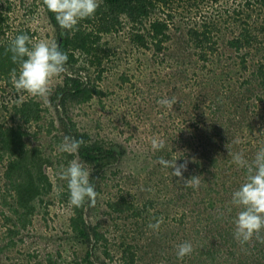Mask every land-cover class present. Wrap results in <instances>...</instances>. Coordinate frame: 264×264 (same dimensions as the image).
Segmentation results:
<instances>
[{
    "label": "rangeland",
    "instance_id": "obj_1",
    "mask_svg": "<svg viewBox=\"0 0 264 264\" xmlns=\"http://www.w3.org/2000/svg\"><path fill=\"white\" fill-rule=\"evenodd\" d=\"M6 1L0 2L7 6ZM9 3L13 10L8 17V26L15 29L21 26L29 28L34 33L33 42L44 39L57 44V31L48 19V10L43 5V0H9ZM242 3H245L244 0H191L161 7L157 12L159 17L165 19L169 15L172 16L169 22L172 40L167 42L164 45L165 49L159 53L153 48L149 50L133 46L130 41L131 32L127 25L121 32L104 36L103 42L109 44L111 52L101 67L104 70L102 78L97 80V72L92 67L81 65L86 68L81 73L82 79L90 85H96L105 93L102 98H94L89 103L69 102L67 109L60 108L59 112L51 107L50 98L54 92L63 87L65 73L51 80V92L47 100L32 97L27 93L15 94V91L7 90L6 93L0 91L1 122H11L4 106L11 108L16 97L21 95L23 98H33L41 102L42 107L48 109L45 113V122L41 123V126L45 123L44 133L39 134V141L36 139L33 141L36 144L42 143V146H45L57 158V161L66 158L59 147L64 137L59 142L60 135L57 131L46 134L50 121H55L57 128L60 127L57 116L64 118L67 123H75L81 132L90 133L94 141L103 140L117 151L124 152L119 160L118 170L115 167V169H109L107 174L105 173L110 176L113 172L120 171L115 179L120 181V186L117 185V181H110L108 178L102 181V175L96 179L101 193L97 196L91 215H87L86 219L98 224L100 232L104 233L108 240L106 247L101 245L97 249L96 257L106 259L109 264H120L119 257L115 254L124 241L133 246L146 243L140 239L139 227L134 220L109 214L108 202L121 194L133 196L141 186L145 192V184L149 180L146 178L148 172L150 174L163 169L158 163L161 154L159 156L158 151L151 147L150 140L154 137L163 139L167 152L173 155L176 153L178 157L182 153L202 154V149H206L207 153L214 152V149L221 148L218 143L222 140L226 151L218 154L221 160L218 169L222 174L221 179L227 182L228 192L221 191V195H217L218 197L210 202V206L207 205V211L201 215V208L194 205V202L198 201L196 199L185 206L182 202L178 211H171L168 207L156 209L163 213L164 222L159 231L152 230L151 233L153 232L152 234L156 236L160 234L157 238L160 242V253L154 261L148 256L144 264H174V262L187 264L185 257L189 256H185L183 260L177 257V245L190 242L193 246L195 231H201V236L208 233L210 236H216L219 230L211 223L221 213L226 215V219L236 216L238 209L233 208L230 203L232 195L230 191L237 190L244 182L246 169L239 168L231 162L232 158H229L227 154L229 150L226 145L235 152H237L235 147L238 145L239 152L242 151L245 159L249 161L254 158L260 148L264 147V142H259L260 139H264V96L260 100L256 97L259 94L252 92V89L256 90V85L250 81L261 56H248L246 58L248 68L245 71L239 63L241 54L229 50L224 45L242 28L239 22L234 21L237 20L234 10H237ZM255 8L258 11L252 13V19L248 20V24L258 29L264 27V6L259 4ZM28 10L33 13L29 15ZM204 24H212L217 28L212 36L220 43L216 51L203 60L199 55L200 51L194 48V44H190L186 34L191 28L200 30ZM261 40L260 46L264 51V35ZM219 68H225L230 72L226 76L230 78L228 83L235 89V94L239 92L246 97V107L249 111L245 115L244 124L247 126V122L252 121L253 134L246 133L244 136L238 134V138L234 136L230 138L232 134L236 135L238 132L237 118L239 116L235 117L234 111L229 112L228 108L222 115L215 116L203 103L205 96H209L212 91L210 88L212 70ZM122 78H128L129 81L123 83ZM220 89L219 95L226 96L224 94L227 87L223 86ZM173 96L176 97L177 103L172 107L158 103L164 98ZM199 97L202 98L200 105ZM193 119L201 123L205 122L206 126L204 123L200 126L202 131H213L215 135L223 133L212 136L211 139L196 140L200 146V150L196 151L191 143L184 144L178 139L184 137L183 130L191 129L189 126ZM214 123L217 128L219 126L221 128H211L215 126ZM38 130L39 126L31 129L32 132ZM171 138L177 139L176 149L172 147L168 149L169 144H173ZM237 139L240 141L238 144L234 143ZM66 154L70 153L66 152ZM162 157L165 158V153ZM177 159L178 163L180 159ZM75 160L79 161L78 158ZM131 174L133 177L140 178L138 182L134 179L130 180ZM112 177L115 178L116 175L113 174ZM3 178L4 168L0 166V264H48V257H52V264H82L85 249L74 242V236L71 235L70 229L68 230L72 210L68 203L58 198L61 194L57 188L58 176L52 175L54 188L50 195L45 197L47 202L54 203L47 207V213L45 212L46 204H37L35 214L28 219L25 227L14 209L1 204L3 197L7 196L10 204H13V199L9 197L12 196L10 188ZM228 196H230L229 201H220ZM227 208L230 210L228 211ZM233 210L235 211L232 212ZM151 212L155 213V211ZM210 213L214 214V217L208 223L209 226L206 221H199L202 215L205 217L204 215L208 216ZM182 216H185V220L181 224L176 220L181 219ZM149 223L147 221V227ZM10 230L13 232L11 235ZM151 233L149 231L147 235L150 237ZM147 235L146 241L150 242ZM106 249L113 255L111 259L106 256Z\"/></svg>",
    "mask_w": 264,
    "mask_h": 264
},
{
    "label": "trees",
    "instance_id": "obj_2",
    "mask_svg": "<svg viewBox=\"0 0 264 264\" xmlns=\"http://www.w3.org/2000/svg\"><path fill=\"white\" fill-rule=\"evenodd\" d=\"M183 1L190 2L191 0H99V7L94 16L81 20L71 33L61 30L56 22L55 14L48 11V19L57 31V45L68 55V61L65 65L67 71L65 72L64 85L52 94L50 98L51 107L59 112L60 108L66 110L69 102L89 103L94 98H102L105 95L96 85H90L82 79L81 73L86 69L85 66H82L92 67L97 72V80H100L104 72L101 67L111 52L109 44L103 42V37L121 32L126 25L130 29V41L133 46L149 50L153 48L155 52H162L165 49L164 45L172 40L169 33V22L172 16L169 15L162 19L157 15V12L161 7ZM244 2L241 5L239 4L237 10H234L235 17H237V20L234 21L239 22L242 28H240L237 35L224 45L229 50L241 54L239 63L242 70L245 71L248 68L246 61L248 56H261L257 62L258 66L254 68L252 80H250L251 83L256 85V90L252 89V92L254 94L258 93L259 95L256 97L260 100L264 96V51L260 46L262 43L261 37L264 35V27L256 29L255 26L248 24V20L252 19L253 12L258 11L255 6H259V4L264 6V0H244ZM6 3H8L7 6L0 2V91L2 93H6L7 90L9 92L15 91L11 84L10 73L13 68H18V65L12 62L11 53L8 51L11 41L21 34H27L32 39L34 37V33L25 26L15 29V27L7 25L9 14L13 8L9 0ZM28 11L30 12L29 15L33 13L31 10ZM216 30L217 28L212 24H204L200 30L191 28L186 34L190 44H194V48L200 51L199 55L203 60L214 53L217 46H219L220 42L214 40L212 36ZM229 73L225 68L212 70L213 75L210 73V88L212 91L209 96H205L203 103L208 106L210 113L215 116L222 115L227 111V108L229 112L233 110L235 117L239 116L237 118L239 128L237 134H232L230 138H233V136L238 138V134L242 136L246 133L253 134V125H251L252 121L251 123L248 121L247 126L244 124L245 115L249 111L246 107V97H243L239 92L235 94V89L231 88L228 83L230 78L228 79L226 74ZM122 81L125 83L129 79L122 78ZM223 86L227 87L224 94L226 96L224 97L219 95L220 88ZM14 93L18 94L16 91ZM201 99L199 97V105ZM4 108L8 112L11 122L0 121V166L4 168L3 179L10 188L12 196L9 197L13 199V204L11 205L8 201V196L3 197L1 204L4 207L14 209V212L19 214V220L24 223V227L28 223V219L35 214L37 204H46L45 212L47 213V207L54 203L45 200V197L49 196L54 188L52 175L58 176L59 171L66 168L70 161L78 158V162L82 163L89 171L90 183L95 186L98 195L101 193L96 183L99 175L103 176L102 181L107 180V178L110 181L117 179L120 171L113 172L116 175L115 178L112 177L113 174L107 176L105 173L109 169H115L120 165L119 160L123 157L124 152L117 151L103 140L94 141L90 133L81 132L75 123H67L64 118L57 116L60 127L57 128L55 121H50L47 125L48 132L46 134H51L54 130L57 131L60 135L59 142L65 136L76 139L82 138L85 141L74 154L63 152L66 156L65 160L60 159L57 161V158L45 146H42V143L36 144L33 141L34 139L39 141V134L44 133L45 123L42 126L41 123L46 118L45 113L48 112V109L42 107V103L33 98L20 99V96L16 97L11 108L7 106H4ZM197 118L199 119V117ZM203 123L206 126L205 122ZM203 123L199 120H191L189 126L191 129L188 130L187 128L182 131L184 137L178 138L181 140L179 142L191 143L197 151L200 150V146L196 140L211 139L212 136L223 133L215 135L213 131H202L200 126ZM214 125L216 126V123ZM37 126H39V130L32 132L31 129ZM215 126H211V128H217ZM170 140H173V144H169L168 149H176L178 147L177 139L171 138ZM259 142H264V139H260ZM195 144H197V147H195ZM218 144L221 145V148L214 149V152L209 151L207 153L206 149H202V154L198 155L182 153L178 157L175 155L176 153L174 155L168 153L167 147L157 152L159 156L161 154V157L165 153V159L179 158L178 165L187 160L188 169L183 172V176L186 179L191 178L193 175L200 176L201 184L198 189L186 188L182 183H177L179 178L172 175V169L168 168V171L163 168L158 172L153 171L150 174L148 172L146 178L149 180L145 184V192L143 186H141L133 196L121 194L118 198H111L108 202L109 214L116 215L118 218L126 217L134 220L139 227L140 239L147 243L133 246L124 241L115 254L119 257L120 264H144L148 256L151 257L150 260L154 261L156 256L159 255L160 242L157 238L160 234L158 236L152 234V229L150 230L146 226L147 221L152 223L154 218L163 217V213L156 211V209L168 207L171 211H178L182 202L185 206L196 199L198 201H195L194 205L201 208V215L207 211V205L210 206V202L215 200L218 197L217 195H221V191L228 192L227 182L221 179L222 174L219 173L218 169L221 161L218 154H222L226 149L222 140H219ZM235 149L239 152L238 145ZM231 151L235 152L234 150ZM227 154L229 155V151H227ZM229 158L232 157L229 156ZM132 179L138 182L140 178L133 177L131 174L130 180ZM58 180V187H56L61 192L58 198L60 201L68 203L67 181L59 179V176ZM115 181L118 182V186L121 185L119 180ZM230 192L233 193V191ZM229 197H224L220 201H229ZM232 207L234 208V206ZM227 209L230 210V208ZM71 210L72 215L69 219L68 230L70 229L71 235L74 236V242L85 249L82 264H109L106 259L102 260L96 257L95 252H97V249L101 245L106 247L108 240L106 235L100 232L98 224L89 222L86 219L87 215L90 216L93 210L89 206V202L86 200L84 205L79 208L71 206ZM151 211H155V213ZM204 216L202 215L199 221H206L207 226H209L208 223L213 219L214 214L210 213L208 216ZM234 218L235 216L226 219V215L221 213L217 219L213 220L211 225L219 230L216 236H210L209 233L201 236V231L194 230L193 251L188 255V258L185 257L186 263L264 264V243L253 239L248 244H239L233 237L234 224H231V221ZM184 220L185 216H182L181 219L176 221L182 224ZM149 231L151 233L150 237L147 235ZM11 233L13 232L10 230L9 234L11 235ZM146 235L149 237L150 242L146 241ZM105 254L109 259L113 256L110 250L108 252V249H106ZM48 264H52V257H48ZM174 264L178 263L174 262Z\"/></svg>",
    "mask_w": 264,
    "mask_h": 264
},
{
    "label": "clouds",
    "instance_id": "obj_3",
    "mask_svg": "<svg viewBox=\"0 0 264 264\" xmlns=\"http://www.w3.org/2000/svg\"><path fill=\"white\" fill-rule=\"evenodd\" d=\"M47 10L55 14V19L60 29L71 33L81 20L94 16L99 7V0H43ZM31 45V47H29ZM11 60L18 68H13L10 73L11 84L16 93H27L32 97L47 100L50 95L51 80L67 71L65 65L68 55L54 42L40 39L33 42L27 34L17 35L9 46ZM23 96H20L22 99ZM163 106L172 107L177 103L175 96L158 101ZM85 141L74 137L65 136L60 144V150L67 153L76 152ZM153 150H163V139L154 137L150 140ZM234 143H240L237 139ZM232 163L239 168L246 169V178L240 187L231 195V205L238 209L233 220L234 239L241 245L248 244L253 239L264 243V147L260 148L254 158L245 159L243 152H232ZM178 159L159 158L158 163L165 169L171 168L172 175L178 177L177 183H182L186 188L198 189L201 184L200 176L193 175L185 178L183 172L188 169V161L177 164ZM59 179L67 181L69 191V206L82 207L87 200L90 207H95L98 193L95 186L90 183V173L77 160L69 162L66 168L58 173ZM163 217L154 218L148 228L159 231L163 224ZM190 242L177 245L176 255L183 260L192 253Z\"/></svg>",
    "mask_w": 264,
    "mask_h": 264
}]
</instances>
